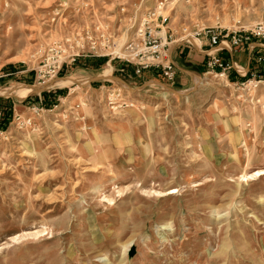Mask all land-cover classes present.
I'll return each instance as SVG.
<instances>
[{
  "label": "rangeland",
  "instance_id": "374dc122",
  "mask_svg": "<svg viewBox=\"0 0 264 264\" xmlns=\"http://www.w3.org/2000/svg\"><path fill=\"white\" fill-rule=\"evenodd\" d=\"M159 1L0 0V264H264V62L232 82L176 56L171 85L109 54L55 76L51 45L86 31L130 59L146 20L168 52L184 28L264 24V0Z\"/></svg>",
  "mask_w": 264,
  "mask_h": 264
},
{
  "label": "built area",
  "instance_id": "2783aa9c",
  "mask_svg": "<svg viewBox=\"0 0 264 264\" xmlns=\"http://www.w3.org/2000/svg\"><path fill=\"white\" fill-rule=\"evenodd\" d=\"M167 1L163 0L156 3L158 12L165 7ZM151 16L154 17L156 15L149 14L148 18ZM159 17L158 15L156 19ZM150 23L149 20L144 21L139 30L140 36L142 37V49H139L134 43L124 45L125 52L129 54L130 59H124L122 52L116 49V42L111 40L109 33L104 30L100 31L97 35L86 31L80 36L77 35L73 40L66 39V43L55 42L49 49V51L55 50L57 53V57L54 60L55 76L59 75L63 67L76 63L81 58L98 59L105 58L111 54L114 55V58L120 60L121 63L131 64L134 77H141L145 73L154 72L171 85H174L176 83L177 70L174 63L170 60L168 52L169 45L173 42L172 38L174 33L164 31L161 28L165 23V19L156 28H153ZM180 36L179 43L186 46L196 47L188 40V36L197 40L200 43L199 50L203 47L202 43L207 42V46L210 48L208 55L210 60L207 66L212 69H217L226 77L230 76V73L234 71L240 79L247 76L245 69L235 65V63L226 61L220 54L223 52L232 53L234 50H240L249 44L251 50L262 47V45L258 44L253 45L249 41L252 38H260L264 41V24L261 23L252 31L244 33L237 30L224 33L217 29H196L193 33H190L187 28H184L181 30ZM79 50H82V53H79ZM75 51L78 53H74ZM109 51L110 53H108ZM258 62H264V57L259 58Z\"/></svg>",
  "mask_w": 264,
  "mask_h": 264
},
{
  "label": "crops",
  "instance_id": "0c3cea01",
  "mask_svg": "<svg viewBox=\"0 0 264 264\" xmlns=\"http://www.w3.org/2000/svg\"><path fill=\"white\" fill-rule=\"evenodd\" d=\"M203 47L199 50L198 47L186 46L178 44V42L169 50V58L174 63L177 70L176 83L179 82V75L182 70L176 63V56H180L179 59L184 58L187 64H194L195 66H205L209 62V52L207 42L202 43ZM255 45V44H253ZM205 48V50H204ZM264 47H257L255 50L250 49V44L242 47L240 50H234V52H223L220 56L230 63H235L237 66H243L247 70H251L253 74L254 70L259 66L258 59L263 58ZM261 65V64H260ZM188 73L187 71H185ZM154 73V72H153ZM147 74V73H146ZM156 74V73H154ZM159 76V75H158ZM175 83V84H176Z\"/></svg>",
  "mask_w": 264,
  "mask_h": 264
},
{
  "label": "trees",
  "instance_id": "16d2710c",
  "mask_svg": "<svg viewBox=\"0 0 264 264\" xmlns=\"http://www.w3.org/2000/svg\"><path fill=\"white\" fill-rule=\"evenodd\" d=\"M79 63L84 64L85 67H88L90 69L96 70V69H99L100 66H102V65H104L106 63V59H103V58L82 59V61L79 60ZM249 74H251V70L249 71ZM229 77H230L232 82H235L236 80L239 79L237 74L234 71H232L230 73ZM259 77L264 80V73L260 72ZM59 93L60 94H65L66 92L65 91H61ZM54 94L56 95L58 93L56 92ZM42 97H43V102H44L45 107H47L49 109H52L54 107V105H55V104L53 105V102H55V100H49L47 93H43ZM31 98L32 97H28L24 101V103L28 104L32 100ZM1 101H4V100L2 98H0V102ZM12 116H13V107H12L10 102L7 103L6 107H3V106L1 107L0 106V130L1 131H5L7 129V127L9 126V124L12 121Z\"/></svg>",
  "mask_w": 264,
  "mask_h": 264
},
{
  "label": "water",
  "instance_id": "95a60500",
  "mask_svg": "<svg viewBox=\"0 0 264 264\" xmlns=\"http://www.w3.org/2000/svg\"><path fill=\"white\" fill-rule=\"evenodd\" d=\"M100 79H96L95 81H99ZM158 85H160V86H162V87H164V88H166V86L165 85H163V84H160V83H158ZM44 91H46V88H43V89H37L36 91H35V93L34 94H40V93H43ZM172 92L173 93H175V94H179L178 92H176V91H173L172 90ZM135 253V250L134 249H132L131 251H130V253H129V256L130 257H132L133 256V254Z\"/></svg>",
  "mask_w": 264,
  "mask_h": 264
},
{
  "label": "bare ground",
  "instance_id": "6f19581e",
  "mask_svg": "<svg viewBox=\"0 0 264 264\" xmlns=\"http://www.w3.org/2000/svg\"><path fill=\"white\" fill-rule=\"evenodd\" d=\"M192 39V38H191ZM110 69L109 70H107V72L104 74L105 75V77L106 78H109L110 77ZM36 90H37V88L36 87H34ZM30 89L31 88H25L23 91H21L20 93L22 94V96H26L28 93H29V91H30ZM263 174V172L261 173V175Z\"/></svg>",
  "mask_w": 264,
  "mask_h": 264
}]
</instances>
